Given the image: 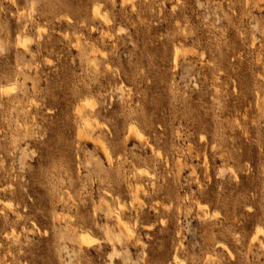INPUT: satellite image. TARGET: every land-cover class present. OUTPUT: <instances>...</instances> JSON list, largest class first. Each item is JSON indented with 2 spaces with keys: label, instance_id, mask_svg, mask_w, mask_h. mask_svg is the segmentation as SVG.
I'll list each match as a JSON object with an SVG mask.
<instances>
[{
  "label": "rangeland",
  "instance_id": "rangeland-1",
  "mask_svg": "<svg viewBox=\"0 0 264 264\" xmlns=\"http://www.w3.org/2000/svg\"><path fill=\"white\" fill-rule=\"evenodd\" d=\"M4 87L0 264H264V0H0Z\"/></svg>",
  "mask_w": 264,
  "mask_h": 264
},
{
  "label": "bare ground",
  "instance_id": "bare-ground-1",
  "mask_svg": "<svg viewBox=\"0 0 264 264\" xmlns=\"http://www.w3.org/2000/svg\"><path fill=\"white\" fill-rule=\"evenodd\" d=\"M93 12L95 13V14H99L100 15V8L99 7H96V8H94L93 9ZM105 16H103V18H104ZM19 44H20V46L21 47H25L26 46V44H27V40L26 39H22V40H20L19 41ZM177 54V53H176ZM12 91H14V87H12V88H6V87H4V88H1L0 89V93H2L3 95H9ZM87 102H89V101H87ZM85 103L87 106H89V107H91V108H93V105L92 104H90V103ZM95 122L96 123H99L97 120H95ZM102 126L105 128L106 127V125L105 124H102ZM128 134H133L134 136H136L139 140H143L144 139V135H143V133H142V131L140 130V128L136 125V124H131L129 127H128ZM100 148L102 149V151L104 152V154L106 155V157L109 159V158H111V151H110V149L108 148V146L104 143V142H101L100 143ZM140 171V170H139ZM140 174L141 173H143V171L142 172H139ZM145 173V172H144ZM107 195H110L109 194V192H107ZM4 203V202H3ZM6 203H11V202H8V201H6ZM5 205V204H4ZM7 206H10L11 208H12V206H11V204H6ZM13 205V204H12ZM6 206V207H7ZM124 207V204L123 203H121V202H118V208L119 209H122ZM207 207L208 206H206V205H204V204H200L199 205V208L200 209H206L207 210ZM10 208V209H11ZM215 212V211H214ZM131 228L129 227V226H126V232L127 233H129V234H131L132 232H131ZM261 230H259V231H257V233H259ZM262 232V231H261ZM128 234V235H129ZM133 234V233H132ZM256 235H258V234H256ZM132 236V235H131ZM79 237H80V241H81V243L82 244H84V245H88V246H91V245H93V244H95L97 241H100V240H98V238H96L95 236H93L90 232H88V231H84V232H81L80 233V235H79ZM255 237V236H254ZM253 238V237H252ZM256 238V237H255ZM254 239V238H253ZM254 240H256V239H254ZM222 245V244H221ZM225 246V245H224ZM223 245H222V247H224ZM225 248V247H224ZM226 249V248H225ZM175 260H177V258L175 257ZM179 264V263H178ZM180 264H185V263H180Z\"/></svg>",
  "mask_w": 264,
  "mask_h": 264
}]
</instances>
